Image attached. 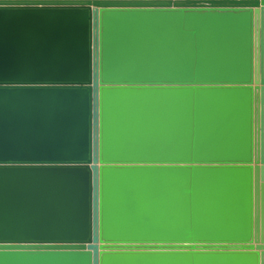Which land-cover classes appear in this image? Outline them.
Masks as SVG:
<instances>
[{"label": "water", "instance_id": "95a60500", "mask_svg": "<svg viewBox=\"0 0 264 264\" xmlns=\"http://www.w3.org/2000/svg\"><path fill=\"white\" fill-rule=\"evenodd\" d=\"M0 264H264V0H0Z\"/></svg>", "mask_w": 264, "mask_h": 264}]
</instances>
